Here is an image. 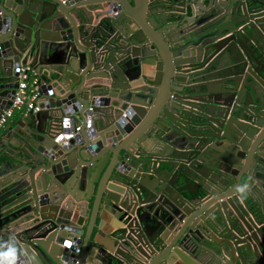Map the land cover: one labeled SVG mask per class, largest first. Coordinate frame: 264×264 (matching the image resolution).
<instances>
[{"label": "water", "instance_id": "95a60500", "mask_svg": "<svg viewBox=\"0 0 264 264\" xmlns=\"http://www.w3.org/2000/svg\"><path fill=\"white\" fill-rule=\"evenodd\" d=\"M24 63L0 264H264V0H0V114Z\"/></svg>", "mask_w": 264, "mask_h": 264}, {"label": "crops", "instance_id": "0c3cea01", "mask_svg": "<svg viewBox=\"0 0 264 264\" xmlns=\"http://www.w3.org/2000/svg\"><path fill=\"white\" fill-rule=\"evenodd\" d=\"M36 77L38 78V83L40 84V78L37 75ZM27 113H25L23 110H16L13 117L5 124V126L0 128V147H2V143H4L5 145L7 144L8 138H10V136L13 133V130L18 125H21V126L24 125L22 119ZM135 120L137 122H140L141 120L140 115L130 106L128 107L127 110L124 111L122 115V119H119L120 126L124 127L125 124L127 125L129 124L131 128H133V126L136 127L137 124L135 123L136 122ZM80 126L83 127V125H80ZM125 133L128 134L129 131ZM111 134L112 132L108 133V135H111ZM117 224H119V222L110 208L108 209L106 208L103 211L101 209L99 212H97L96 219H95V226L92 228L91 233H90L91 240L89 244L94 243L95 240H97L99 244L110 241L111 238L108 236V232L112 231ZM85 264H91V263L86 262Z\"/></svg>", "mask_w": 264, "mask_h": 264}, {"label": "built area", "instance_id": "2783aa9c", "mask_svg": "<svg viewBox=\"0 0 264 264\" xmlns=\"http://www.w3.org/2000/svg\"><path fill=\"white\" fill-rule=\"evenodd\" d=\"M17 87L15 88L11 104L4 108L0 114V128L13 117L16 110H23L25 113H36L42 109L40 103L46 99V95L40 92V84L35 71L24 63L20 65L17 76ZM47 94H52V89H47ZM81 125V124H80ZM80 125L75 127V131H81Z\"/></svg>", "mask_w": 264, "mask_h": 264}]
</instances>
